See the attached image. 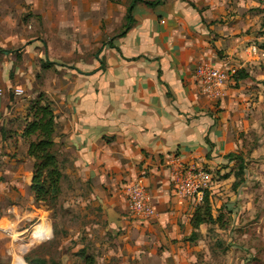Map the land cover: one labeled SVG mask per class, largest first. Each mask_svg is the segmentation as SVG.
I'll use <instances>...</instances> for the list:
<instances>
[{"label": "crops", "instance_id": "0c3cea01", "mask_svg": "<svg viewBox=\"0 0 264 264\" xmlns=\"http://www.w3.org/2000/svg\"><path fill=\"white\" fill-rule=\"evenodd\" d=\"M263 15L264 0L138 1L131 21L86 62L62 64L50 53L45 68L43 41L33 39L18 52L0 45V200L10 203L20 197L17 188L29 186L34 159L16 116L46 71L58 137L94 187L121 188L126 197L135 174L153 177L149 190L157 213L140 230L147 239L122 248L147 264H182L175 246L168 250V236L177 234L168 231V222L176 228L181 214L170 195L168 167L220 163L238 129L253 121L249 107L258 105L251 101L264 84ZM202 66L227 71L230 82L206 86ZM237 71L248 76L236 79ZM153 251L160 254L151 261ZM170 254L177 259L169 261Z\"/></svg>", "mask_w": 264, "mask_h": 264}, {"label": "rangeland", "instance_id": "374dc122", "mask_svg": "<svg viewBox=\"0 0 264 264\" xmlns=\"http://www.w3.org/2000/svg\"><path fill=\"white\" fill-rule=\"evenodd\" d=\"M131 3L132 0H0V22L5 26L0 27L1 51L18 52L38 39L45 47V68L50 64V53L62 64L86 62L124 29ZM262 18L264 21V15ZM44 74L41 87L22 115L16 116V122L29 154L30 142L37 136L31 133V125L40 117L38 107L52 108L60 191L55 196L51 190L55 199H36L32 156L29 186L17 188L20 197L10 203L0 200V264H16L18 255L32 264H147L143 257L130 258L122 248L127 241L140 244L147 239L140 232L146 228V217L131 209L121 188L115 192L109 186L97 189L94 180L78 171L76 158L58 137L59 113L45 82L51 76H46V71ZM254 94L251 102L258 105H251L252 111L248 112L253 121L235 133L232 150L218 164L196 163L212 176L207 195L213 218L194 228V214L198 207L204 211L205 206L186 201L178 204L181 214L176 228L175 223L168 222V231H177L168 236V250L175 246L182 264H264V84ZM175 167L174 163L168 167L172 198ZM145 174L153 180L150 172ZM38 225L42 226L40 237L35 235ZM155 253L158 252L149 253L147 258L157 259ZM175 259L168 255L169 261Z\"/></svg>", "mask_w": 264, "mask_h": 264}, {"label": "built area", "instance_id": "2783aa9c", "mask_svg": "<svg viewBox=\"0 0 264 264\" xmlns=\"http://www.w3.org/2000/svg\"><path fill=\"white\" fill-rule=\"evenodd\" d=\"M257 47L253 46L252 52ZM203 83L207 86L221 87L230 82L227 71L215 67H200L198 69ZM16 94H21L22 89L16 88ZM176 184L173 191L175 201L178 204L186 201H195L196 204L203 203L208 190L212 188L210 172L202 166L189 162L175 163ZM150 179L145 172L132 179L126 186V197L131 209L141 217H150L157 213L152 195L150 193Z\"/></svg>", "mask_w": 264, "mask_h": 264}, {"label": "trees", "instance_id": "16d2710c", "mask_svg": "<svg viewBox=\"0 0 264 264\" xmlns=\"http://www.w3.org/2000/svg\"><path fill=\"white\" fill-rule=\"evenodd\" d=\"M138 1H143L147 4L153 5L160 3L162 0H132V3L128 7V23L131 21L134 5ZM245 76H248V73L244 71H237L236 79H240ZM38 111L40 113V117L37 118L31 125V133H36L37 136L36 139L31 140L29 145V154L35 158V171L33 175L32 189L36 193V199L49 200L50 198L55 199V196L60 191L59 181L61 173L57 167L56 156L53 151L55 116L52 108L49 106L40 105L38 107ZM241 166H244L243 160L241 162ZM52 189L55 196L51 193ZM202 205L205 206V210L201 212L198 207L194 214V228H198L202 223L213 218L207 194L204 197Z\"/></svg>", "mask_w": 264, "mask_h": 264}, {"label": "bare ground", "instance_id": "6f19581e", "mask_svg": "<svg viewBox=\"0 0 264 264\" xmlns=\"http://www.w3.org/2000/svg\"><path fill=\"white\" fill-rule=\"evenodd\" d=\"M42 227V226H41ZM39 225L35 228V235H37L38 230L41 228ZM38 236V235H37ZM39 237V236H38ZM25 247V246H24ZM25 250V249H24ZM16 264H32L28 263L27 261L24 260V258L21 255H18L16 257Z\"/></svg>", "mask_w": 264, "mask_h": 264}]
</instances>
